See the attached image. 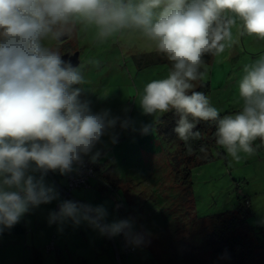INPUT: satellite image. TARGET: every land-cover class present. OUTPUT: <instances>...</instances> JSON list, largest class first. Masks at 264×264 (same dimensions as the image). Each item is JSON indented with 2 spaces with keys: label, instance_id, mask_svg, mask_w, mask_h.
<instances>
[{
  "label": "clouds",
  "instance_id": "clouds-1",
  "mask_svg": "<svg viewBox=\"0 0 264 264\" xmlns=\"http://www.w3.org/2000/svg\"><path fill=\"white\" fill-rule=\"evenodd\" d=\"M77 28L91 30L99 43L124 33L152 42L171 69L144 85L139 108L151 117L174 112L181 141L200 138L197 123L212 121L216 144L236 163L256 154L257 139L264 146V55L243 66L242 105L234 114L221 117L208 96L190 91L207 76L205 55L221 57L239 37L264 40V0H0V231L59 200L45 182L49 171L65 175L83 168L85 158L96 162L102 138L118 142L117 128L141 135L155 130L153 122L137 129L128 109L124 116L93 111L81 99L82 88L73 87L84 82L79 67L50 46ZM107 216L103 205L62 200L48 219L86 222L102 235L122 234L133 246L146 243L131 218L107 223Z\"/></svg>",
  "mask_w": 264,
  "mask_h": 264
},
{
  "label": "rangeland",
  "instance_id": "rangeland-1",
  "mask_svg": "<svg viewBox=\"0 0 264 264\" xmlns=\"http://www.w3.org/2000/svg\"><path fill=\"white\" fill-rule=\"evenodd\" d=\"M50 46L61 56L67 51L78 52V67L84 82L73 87L82 88L81 99L90 100L93 111L107 108L113 115L124 116V110L128 109L127 115L135 121L137 129L152 122L155 129L164 113L155 117L142 114L138 98L148 82L166 78L171 64L154 51L152 42L136 33H124L99 43L91 30L77 28L66 41L51 42ZM260 55H264V40L243 36L221 57L211 59L204 79L208 83L206 96L221 117L240 110L238 80L243 75V66ZM117 131L119 138L115 144L108 137L102 138L105 143L98 145L99 158L109 159L116 177L132 183L133 201L137 204H128V209L126 205L125 219L133 220L134 231L143 233L146 241L134 246V252L126 256L122 249V264H222L221 256L213 253L209 238L216 232L218 221L209 219L236 213L243 196L247 199L244 203L248 206L247 224L256 237L264 241V146L259 139L254 142L256 154L239 163L232 161L223 148H217L209 152L208 160L191 166V202H187L186 191L174 181L176 175L169 163L167 153L173 151L172 146H160L155 130L148 135L131 129L121 131L117 128ZM154 153L153 160L147 159ZM121 184L116 187L119 195L121 189L124 190ZM137 198H141L142 203ZM114 215L120 220L116 204ZM195 216L197 220L192 224ZM237 233L244 235L239 229ZM72 237L70 232L68 238ZM245 237L254 239L249 234ZM106 238L107 242L100 240V255L85 254L84 262L71 257L66 263L120 264L112 255L115 252L110 246L112 237L106 235ZM114 240L121 249L118 235ZM86 243L77 239L75 250H85ZM69 247L73 249L70 244ZM259 252V249L252 252L250 264H264V253ZM224 256L229 260L228 255Z\"/></svg>",
  "mask_w": 264,
  "mask_h": 264
},
{
  "label": "trees",
  "instance_id": "trees-1",
  "mask_svg": "<svg viewBox=\"0 0 264 264\" xmlns=\"http://www.w3.org/2000/svg\"><path fill=\"white\" fill-rule=\"evenodd\" d=\"M213 57L210 55L204 56V61L208 65ZM194 87L190 91H200L205 95L208 93V83L207 81H194ZM178 116L174 112L164 113L155 124L156 140L160 143V146H172L173 151L168 152V159L172 171L174 172L175 182H178L184 187L186 191L187 202H191V192H190V167L196 165L197 163L204 162L209 159V152L212 149L220 148L216 144V124L212 121H199L197 123L196 129L194 131H199L201 133L200 138L190 139L187 143L181 141L177 135L173 132L176 120ZM188 145L191 146V151H189ZM164 146V147H165ZM203 149V151H202ZM155 154L148 156L147 159L153 160ZM206 155V156H205ZM88 162L87 158H85ZM92 167V176L87 179V183L90 187V181L96 180L98 183L105 186L108 191L113 194L116 199V207L118 208V218L120 220L125 219V213L128 209V204L131 203L136 205L137 202L133 201L134 192L131 190L133 186L132 183L126 181V179H121L116 177L115 173L112 172V168L109 159L103 160L99 158L96 162H88ZM148 164V163H147ZM150 164V163H149ZM75 172V171H73ZM72 172V173H73ZM49 173V172H48ZM183 174V177H179ZM66 174V179H67ZM124 185V190L121 189V194L119 195L116 187ZM68 188V179H67ZM84 189V188H75ZM73 190V189H71ZM70 191V190H69ZM190 197V198H189ZM146 198V196H145ZM142 203L141 198L138 199ZM238 204V209L236 213L232 214H222L214 218L209 219L218 221V226L216 232H214L209 238L211 239V248L216 256H221V260L224 261L222 264H250L252 261V252L259 249L260 252L264 253V241L259 237L257 238L254 232L250 229L247 224L248 211L244 203L247 201L246 197L243 196ZM139 204V203H138ZM127 205V209H126ZM235 215V216H233ZM167 220V219H165ZM197 218L196 216L191 221L195 224ZM208 220V221H209ZM244 232V235L237 233V230ZM249 234L251 238L246 239L245 235ZM121 238V237H120ZM122 240V238H121ZM53 246V245H52ZM246 248V251H245ZM47 249V247H46ZM193 249V248H192ZM259 252V253H260ZM38 253V252H37ZM39 254V253H38ZM224 255H228L229 260H226ZM41 263L37 255H33L30 264Z\"/></svg>",
  "mask_w": 264,
  "mask_h": 264
},
{
  "label": "crops",
  "instance_id": "crops-1",
  "mask_svg": "<svg viewBox=\"0 0 264 264\" xmlns=\"http://www.w3.org/2000/svg\"><path fill=\"white\" fill-rule=\"evenodd\" d=\"M45 182L54 186L59 192V200L31 209L11 229L0 231V264H30L32 256L35 254L41 262L39 264H67V258L70 259L71 257L84 262L83 256L85 254L100 255V240L106 241V235H102L86 222L74 225L69 220L63 225L57 223L49 224V213L58 210L60 201L65 198V200L92 206L103 205L108 211L106 222L111 223L117 221L114 215V205L116 204L114 196L96 180H91V185L87 189L68 191L66 174L61 175L59 171H49L45 177ZM70 232L73 233L72 239L68 238ZM118 238L122 243L119 235ZM77 239L87 241L85 250H75ZM110 240H112L110 246L115 251L112 255H115L120 264H122V253L125 254L123 243L120 249L114 237ZM51 244L53 247L47 250L46 247ZM69 244L72 245V250ZM107 251H110V248H107ZM74 264L76 263L74 262Z\"/></svg>",
  "mask_w": 264,
  "mask_h": 264
},
{
  "label": "built area",
  "instance_id": "built-area-1",
  "mask_svg": "<svg viewBox=\"0 0 264 264\" xmlns=\"http://www.w3.org/2000/svg\"><path fill=\"white\" fill-rule=\"evenodd\" d=\"M91 167L92 166L88 162H86L85 166L83 168H80L73 173H69L67 175L68 189L71 190V189H75V188H84V189L89 188V185L87 183V179L92 176V168ZM119 236L122 238V243H123L125 254H130V253L134 252L135 247L133 245L129 244L128 242H126V240L122 234ZM52 247H53L52 244L47 246V250H49Z\"/></svg>",
  "mask_w": 264,
  "mask_h": 264
},
{
  "label": "water",
  "instance_id": "water-1",
  "mask_svg": "<svg viewBox=\"0 0 264 264\" xmlns=\"http://www.w3.org/2000/svg\"><path fill=\"white\" fill-rule=\"evenodd\" d=\"M67 39H68V36H65V37L62 39L61 42H64V41H66ZM61 42H60V43H61ZM78 58H79V54H78V52H74V53H72V54L65 53V54L62 55V59H64V60L70 62L73 66H78V64H79V59H78Z\"/></svg>",
  "mask_w": 264,
  "mask_h": 264
},
{
  "label": "flooded vegetation",
  "instance_id": "flooded-vegetation-1",
  "mask_svg": "<svg viewBox=\"0 0 264 264\" xmlns=\"http://www.w3.org/2000/svg\"><path fill=\"white\" fill-rule=\"evenodd\" d=\"M66 53H69V52L67 51ZM69 54H71V53H69Z\"/></svg>",
  "mask_w": 264,
  "mask_h": 264
}]
</instances>
